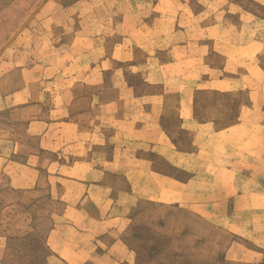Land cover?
Wrapping results in <instances>:
<instances>
[{"label": "crops", "instance_id": "1", "mask_svg": "<svg viewBox=\"0 0 264 264\" xmlns=\"http://www.w3.org/2000/svg\"><path fill=\"white\" fill-rule=\"evenodd\" d=\"M219 1L209 3L230 2ZM212 17L189 0H0V264L29 244L36 206L49 221L43 264L125 263L140 201L182 204L197 192L205 203L210 192L235 199L231 207L261 198L264 209V20L241 8ZM127 71L161 90L137 94ZM85 86L95 88L79 93ZM197 89L245 91L236 121H199ZM172 118L193 136L191 150L169 134Z\"/></svg>", "mask_w": 264, "mask_h": 264}, {"label": "rangeland", "instance_id": "2", "mask_svg": "<svg viewBox=\"0 0 264 264\" xmlns=\"http://www.w3.org/2000/svg\"><path fill=\"white\" fill-rule=\"evenodd\" d=\"M189 1L196 13H199L200 9L203 10L204 15L211 17L222 12L239 13L241 8L264 20V5L251 0H230L223 7L217 3H209V0H202V4H198L197 0ZM226 19V23L233 20ZM225 29L229 31V26ZM235 39L237 37L233 35H226V40L229 42ZM165 55L163 53L159 57L165 59ZM209 57L212 58L213 56L209 55ZM260 61L264 63V53L261 54ZM191 64L192 66L196 65L192 62ZM128 73L129 71H127L126 80L133 86L132 88L137 94H148L161 90L160 86L150 87L145 83L143 84L140 76L128 75ZM94 88L79 87L78 92L89 94ZM65 90L66 88L63 87V93ZM107 90H109L110 96L116 93L113 84ZM176 95V93L169 95L171 99L170 108L173 114L178 109ZM192 97L193 111L199 121L210 120L215 126L223 127L236 121L239 106L244 102L241 100L245 99L246 93L245 91L229 93L211 89H197L193 92ZM111 101L107 103L108 108L110 110L117 109L118 102L116 100ZM201 101L207 103H201ZM218 103L222 108L225 107L224 111L213 110V107L219 109L217 108L219 107ZM92 104L95 105L93 109H96L98 105L106 103L99 100ZM88 105L89 103L86 102L72 103V107L77 110H83ZM156 105L158 106V104L154 106ZM167 126H169L167 129L169 134L181 150L192 149L193 136L186 130H179L175 118H172L171 124ZM211 152H213V148ZM248 157L245 161H250ZM252 161L259 160L255 158ZM110 168L117 169L114 166H110ZM211 183L213 184V182ZM211 183L206 182L205 184L208 188H212ZM193 185H198V183L195 182ZM196 194L197 192L192 193L184 202L179 199L182 204L149 201L137 203L133 212L132 227L127 231L125 237L127 249L133 255L123 264H264V209L262 210L260 205L261 198H241L238 206L231 207L235 199H215L210 192H206L209 196L206 197L204 203L203 199H199ZM12 201L14 203L20 201L17 194L13 195ZM30 205L36 206L32 203ZM248 205L251 207V212L247 211ZM18 207L19 205H14V221L23 219ZM36 207L30 210L31 223L35 224V228L24 229L29 232L25 236L29 240V244L22 246V240H20V244L14 245L13 264H43L45 261L43 259L48 254L43 239L49 221L46 217L36 219ZM20 232V229L14 230L15 240ZM22 247L25 257L29 259L28 263L22 262Z\"/></svg>", "mask_w": 264, "mask_h": 264}]
</instances>
